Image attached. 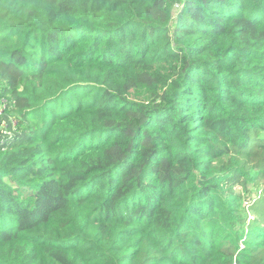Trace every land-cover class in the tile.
<instances>
[{
	"label": "trees",
	"instance_id": "trees-1",
	"mask_svg": "<svg viewBox=\"0 0 264 264\" xmlns=\"http://www.w3.org/2000/svg\"><path fill=\"white\" fill-rule=\"evenodd\" d=\"M0 264H264V0H0Z\"/></svg>",
	"mask_w": 264,
	"mask_h": 264
},
{
	"label": "rangeland",
	"instance_id": "rangeland-1",
	"mask_svg": "<svg viewBox=\"0 0 264 264\" xmlns=\"http://www.w3.org/2000/svg\"><path fill=\"white\" fill-rule=\"evenodd\" d=\"M136 93L140 96V97H144L145 95H150V91L148 90V88H138V90L136 91ZM4 133H9V131L7 129L3 130ZM43 230L40 229L38 233H42ZM31 235H35V233L33 232H29ZM33 239V236L31 237ZM215 238H212L211 241L213 242ZM232 239H227V242H230ZM235 241L237 242L238 245H242V241H239L238 238L235 239Z\"/></svg>",
	"mask_w": 264,
	"mask_h": 264
}]
</instances>
